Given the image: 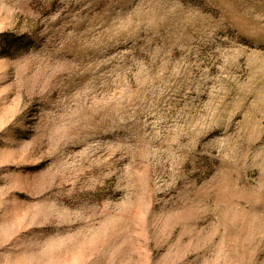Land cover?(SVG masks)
<instances>
[{"label":"rangeland","instance_id":"1","mask_svg":"<svg viewBox=\"0 0 264 264\" xmlns=\"http://www.w3.org/2000/svg\"><path fill=\"white\" fill-rule=\"evenodd\" d=\"M0 264H264V0H0Z\"/></svg>","mask_w":264,"mask_h":264}]
</instances>
